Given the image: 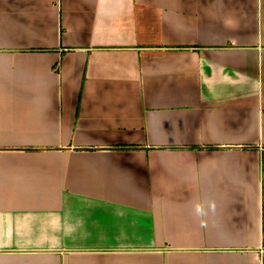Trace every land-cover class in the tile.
<instances>
[{
    "label": "crops",
    "instance_id": "obj_1",
    "mask_svg": "<svg viewBox=\"0 0 264 264\" xmlns=\"http://www.w3.org/2000/svg\"><path fill=\"white\" fill-rule=\"evenodd\" d=\"M264 0H0V264H264Z\"/></svg>",
    "mask_w": 264,
    "mask_h": 264
},
{
    "label": "built area",
    "instance_id": "obj_2",
    "mask_svg": "<svg viewBox=\"0 0 264 264\" xmlns=\"http://www.w3.org/2000/svg\"><path fill=\"white\" fill-rule=\"evenodd\" d=\"M262 254L264 255V250L262 251Z\"/></svg>",
    "mask_w": 264,
    "mask_h": 264
}]
</instances>
